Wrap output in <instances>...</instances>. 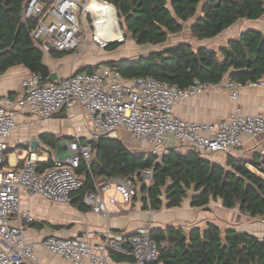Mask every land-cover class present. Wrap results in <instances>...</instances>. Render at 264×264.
Listing matches in <instances>:
<instances>
[{
  "label": "built area",
  "instance_id": "1",
  "mask_svg": "<svg viewBox=\"0 0 264 264\" xmlns=\"http://www.w3.org/2000/svg\"><path fill=\"white\" fill-rule=\"evenodd\" d=\"M113 7L106 0H98ZM91 0H26L23 20L31 22L33 40L42 48L51 44L59 52H74L78 56L86 46L87 38L105 49L113 43L127 42L126 34L105 39L97 31L99 21ZM81 25L85 31L81 30ZM93 28V32L90 29ZM245 85L264 86V75L246 83L229 78L225 87L239 100ZM211 83L195 79L187 87L172 85L152 76L124 78L117 66L100 64L93 71H76L46 81L38 72L22 80V92L0 95V264H32L36 261L34 245L27 239L22 220L34 217L21 209L22 195H38L57 203H68L72 194L84 187L85 175L77 170L84 160L90 167L95 151L92 141L102 136L112 137L118 130L131 134L129 140L144 152L157 156L161 161L173 144L188 146L199 154L209 156L244 151L245 135H264V112L245 115L239 109L219 122H197L180 118L175 108L178 102L194 98L205 92ZM82 105L92 123L86 142L78 138L67 142L60 156L51 165L40 169L42 156L29 146L21 164L5 168L9 142L18 126L19 114L31 113L39 121ZM153 169H143L133 176L96 180L87 190L84 204L98 214L109 215L110 206L131 203L145 182L153 183ZM143 181V182H142ZM110 191H113L109 194ZM147 196V193H146ZM264 222V220H263ZM151 230H139L119 238H108L91 245L82 236L59 237L49 235L42 246L62 256L69 264H125L118 262L112 253L129 254L135 264H149L158 260L159 247L151 238ZM128 241L131 249L124 245Z\"/></svg>",
  "mask_w": 264,
  "mask_h": 264
},
{
  "label": "trees",
  "instance_id": "2",
  "mask_svg": "<svg viewBox=\"0 0 264 264\" xmlns=\"http://www.w3.org/2000/svg\"><path fill=\"white\" fill-rule=\"evenodd\" d=\"M106 1L115 5L122 28L139 45L163 44L170 35L182 32L184 23L189 21L192 35L204 40L215 38L239 19L258 20L264 15V0ZM25 3L26 0H0V72L23 64L33 73L40 72L47 81L51 72L43 61L44 51L30 35L31 22L23 20ZM90 3L99 21L97 31L105 39L116 38L121 30L115 9L98 0ZM105 64L117 66L126 79L152 76L180 87L191 85L195 79L218 85L227 74L243 83L256 81L264 75V32L248 28L218 50L179 41L152 49L148 54ZM95 68L87 66L79 71ZM46 143L52 147L55 144L47 138ZM92 144L95 156L90 167L83 160L77 170L86 177L84 187L76 191L83 200L95 179L133 176L143 169H153L152 185H141L147 193V207L161 208L164 197L168 208L180 206L193 190V206L222 200L226 208L264 218V155L251 162L230 155L224 166L196 151L181 153L175 149L158 161L156 155L134 151L121 138L102 136ZM53 161L50 157L40 164V169ZM150 235L159 247V258L153 264H264V238L233 228L222 231L214 223H209L205 230L193 228L190 233L171 226L153 229Z\"/></svg>",
  "mask_w": 264,
  "mask_h": 264
},
{
  "label": "crops",
  "instance_id": "3",
  "mask_svg": "<svg viewBox=\"0 0 264 264\" xmlns=\"http://www.w3.org/2000/svg\"><path fill=\"white\" fill-rule=\"evenodd\" d=\"M169 6L171 7L170 4ZM244 22V19H239L212 39L198 40L192 35L190 27L188 30L184 27L182 32L170 35L168 40L160 45H139L132 37L131 41L135 42V45L125 49L121 47L116 51L120 47V44H118L113 49L107 47L108 52L98 47L88 37L86 46L78 56L74 52H59L48 44V49L41 47L44 51L43 61L48 66L52 76V79L49 78L47 81H55L60 77L83 70L87 66L97 68L100 64L108 61L132 57L129 50L133 48H138L139 51L150 46H159L158 48H160L179 41H187L193 44L195 38L196 41H202L198 46H207L210 49L218 50L248 28L259 29L264 32V26L248 25ZM181 34L184 35L181 36ZM172 37L178 39L173 41ZM207 40L213 41L211 45L207 44ZM142 54L143 52H141ZM32 74L33 72L23 64L13 65L6 71L0 72V95L6 92L12 95L20 94L22 92V80ZM229 78L230 76L227 74L220 84L209 87L197 97L178 102L175 108L176 115L192 121L215 123L230 117L237 109L245 115L264 112V86L245 85L241 90L240 99L235 100L231 91L225 87V83ZM17 122L18 126L8 138L10 146L5 168L21 164L28 154L29 146L36 150L44 160L50 157L56 159L60 156V151L66 147L68 141L78 138L81 142H86L92 131V123L84 107L79 104L65 109L44 121H39L31 113L19 114ZM120 131H122V137L118 132L112 137L121 138L136 152H143L141 149L132 146L129 141L131 134L124 130ZM46 138L55 142L54 147L46 143ZM36 140L39 142L33 147ZM243 143L244 151L242 153L234 149L230 153L200 155L224 166H227V159L230 155L250 162L254 159H261V156L264 155V135H245ZM136 146L139 148L138 145ZM172 149L181 153L196 151L191 147L177 145L176 143L173 144ZM214 155L217 156L214 158ZM250 168L256 170L251 164ZM145 196L146 193L141 190L131 203H119L117 206H110V214L106 216L93 212L90 207L84 204L80 193L77 192L72 195L71 201L68 203H57L38 195L23 194L21 209L26 210L34 217V221L31 222L27 219L22 220L27 239L34 245L37 260L32 261V264H69L62 256L42 246V241L51 234L63 238L78 235L88 239L91 245H97L108 238L123 237L139 230L158 228L165 230L174 226L190 233L193 228L199 227L205 230L209 223H214L222 231L233 228L264 238V218L252 217L236 208H226L222 200H212L209 205L201 207L193 206L190 196L183 201L182 205L168 208L164 197L163 206L159 209H152L150 206L145 205ZM112 256L118 262L135 264L129 254L114 252ZM158 264H162V262Z\"/></svg>",
  "mask_w": 264,
  "mask_h": 264
},
{
  "label": "rangeland",
  "instance_id": "4",
  "mask_svg": "<svg viewBox=\"0 0 264 264\" xmlns=\"http://www.w3.org/2000/svg\"><path fill=\"white\" fill-rule=\"evenodd\" d=\"M244 20H245L244 23H246V24H248V25H255V24H256V25H258V26H264V15H263L260 19H258V20H248V19H244ZM118 23H119V27H120V29L126 33V36H127V42H126V43H123V44H120V45H119L120 47L117 48L116 51L119 50V49H121V47H124V49H125V48H127V47H129V46H131V45H135V42L131 41L132 36H131V34L128 32V30H127L126 28H122L120 18H119ZM189 24H190V21H189L187 24H185V27L187 28V30L189 29V26H188ZM81 30H82V31H85V28H84L83 25H81ZM90 31L93 32V28L90 29ZM183 35H184V34H181V36H183ZM172 38H173V37H172ZM89 39L92 40V36H90ZM177 39H178L177 37H176V38H173V41H176ZM201 42H202V41H196L195 38L193 39V45H194V46H198V44L201 43ZM206 42H207V44H210V45H211V42H213V41L207 40ZM128 43H129V44H128ZM135 47H136V46H135ZM158 47H159V46H150V47H147L146 49L142 48V49H144V50L140 49V51H139L138 48H133L132 50H129V53H130V55H131L132 57H138L139 55H141V52H143V54H147V53H148L149 51H151L152 49H154V48H158ZM105 50H106L107 52L109 51V50L106 49V48H105ZM128 56H129V55H128ZM121 132H122V131H120V129H119V130H118V133H119L120 137H122ZM137 149H140V148L137 147ZM54 156H55V155H54ZM216 156H217V155H214V158H215ZM112 192H113V191H110L109 194L112 193ZM192 194H193V190L189 191V195L191 196Z\"/></svg>",
  "mask_w": 264,
  "mask_h": 264
},
{
  "label": "water",
  "instance_id": "5",
  "mask_svg": "<svg viewBox=\"0 0 264 264\" xmlns=\"http://www.w3.org/2000/svg\"><path fill=\"white\" fill-rule=\"evenodd\" d=\"M191 24V23H190ZM190 24L188 26H190ZM51 45V44H50ZM50 79H52V76H50ZM38 140H36L34 143H33V147H35L36 144H38ZM124 245L128 247V249H131V246L129 245L128 241H124ZM216 264H220L219 262H217Z\"/></svg>",
  "mask_w": 264,
  "mask_h": 264
}]
</instances>
